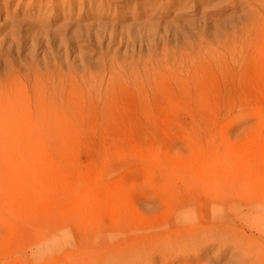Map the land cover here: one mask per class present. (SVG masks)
<instances>
[{
    "label": "rangeland",
    "instance_id": "obj_1",
    "mask_svg": "<svg viewBox=\"0 0 264 264\" xmlns=\"http://www.w3.org/2000/svg\"><path fill=\"white\" fill-rule=\"evenodd\" d=\"M16 1L0 254L264 264V0Z\"/></svg>",
    "mask_w": 264,
    "mask_h": 264
},
{
    "label": "bare ground",
    "instance_id": "obj_2",
    "mask_svg": "<svg viewBox=\"0 0 264 264\" xmlns=\"http://www.w3.org/2000/svg\"><path fill=\"white\" fill-rule=\"evenodd\" d=\"M3 1L4 4H10L13 3L14 0H0ZM17 6L21 5L24 3V0H17ZM40 0H30V3H39ZM53 2H58V0H54ZM67 5L71 6L74 4L75 0H67ZM79 4L80 5H85V3L93 8H103V7H111L114 5H117L119 3H123V0H79ZM46 4V3H45ZM3 5V4H2ZM37 5V4H36ZM16 6V5H15ZM5 93H1L0 94V98L4 99ZM63 97L60 98V100H62ZM67 101L69 100L68 96H67ZM4 102V100H3ZM67 103V102H66ZM5 105L3 104V106L0 107V148L4 146V133L8 132L11 130V125L12 123L15 125L18 121V116L16 115H10L11 116V120H9V122H6V119H2L3 116V112L5 111ZM12 130H14V127L12 128ZM5 230V228H4ZM0 230V242L1 239L3 241V239H9L11 237V235H13L11 230H5V232L2 234ZM18 237V235H17ZM196 244V243H195ZM194 245V244H193ZM2 246V244H1ZM0 246V249H2ZM189 246V245H188ZM195 246V245H194ZM116 247V246H115ZM189 248V247H188ZM119 250H121V247L118 248ZM195 249V248H194ZM117 250V249H116ZM116 250H107L104 251L103 253H76L74 254V256L72 255H65V256H57L55 259L51 260L49 263L46 264H129V262L131 261V259H133V254H128L125 253L124 250L122 251H116ZM189 250V249H188ZM9 257H7V255H2L0 254V264H11V260L12 258L9 260ZM8 259V260H7ZM9 261V262H8ZM41 264H45V259H43V261H41ZM262 263V262H261Z\"/></svg>",
    "mask_w": 264,
    "mask_h": 264
}]
</instances>
